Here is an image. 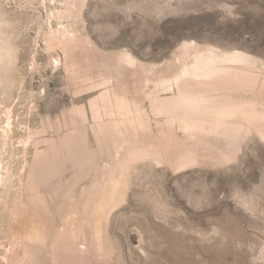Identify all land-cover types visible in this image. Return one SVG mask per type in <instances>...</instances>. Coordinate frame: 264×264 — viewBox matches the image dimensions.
<instances>
[{"label": "rangeland", "instance_id": "rangeland-1", "mask_svg": "<svg viewBox=\"0 0 264 264\" xmlns=\"http://www.w3.org/2000/svg\"><path fill=\"white\" fill-rule=\"evenodd\" d=\"M0 264H264V0H0Z\"/></svg>", "mask_w": 264, "mask_h": 264}]
</instances>
